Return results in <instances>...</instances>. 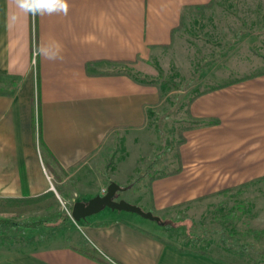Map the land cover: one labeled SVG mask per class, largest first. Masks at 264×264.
<instances>
[{
    "label": "crops",
    "instance_id": "obj_1",
    "mask_svg": "<svg viewBox=\"0 0 264 264\" xmlns=\"http://www.w3.org/2000/svg\"><path fill=\"white\" fill-rule=\"evenodd\" d=\"M213 1L0 0V76L16 80L0 91V196L54 190L50 174L57 183L77 179L108 137L143 125L161 93L136 77L137 62L167 48L183 20ZM217 84L190 101L193 122L181 131L175 168L148 177L135 195L145 210L160 215L264 178V69ZM95 213L79 219L78 233L71 230L74 243H56L54 232L18 242L4 254L6 264H107L82 245L111 264L232 261L177 247L161 234L170 227L163 222Z\"/></svg>",
    "mask_w": 264,
    "mask_h": 264
},
{
    "label": "rangeland",
    "instance_id": "obj_2",
    "mask_svg": "<svg viewBox=\"0 0 264 264\" xmlns=\"http://www.w3.org/2000/svg\"><path fill=\"white\" fill-rule=\"evenodd\" d=\"M261 69L264 0H214L198 9L191 19L183 20L169 46L155 52L147 62L138 61L133 71L136 77L160 90V103L147 111L140 127L108 137L96 150L94 166L88 173L62 183L50 174L58 201L49 209L30 210L21 216L7 214L16 220L38 215L50 217L51 221L38 228L0 232V264H6L4 254L14 251L18 242L52 232L56 233V243H74L71 230L78 233L80 221L72 219L70 206L75 200H87V192L100 183L120 181L123 189L116 190L113 198L136 204L135 195L143 190L141 185L148 177L175 168L181 131L193 122L186 109L188 99L220 81ZM15 81L0 76V91L13 89ZM153 158L157 162L148 175L146 166ZM95 214L158 224L135 212L109 207ZM65 215L68 220L59 224L57 218ZM158 216L170 226L161 234L177 247L204 249L237 264H264V178L194 199ZM248 228L263 232L256 236ZM64 232L69 237L62 238Z\"/></svg>",
    "mask_w": 264,
    "mask_h": 264
},
{
    "label": "trees",
    "instance_id": "obj_3",
    "mask_svg": "<svg viewBox=\"0 0 264 264\" xmlns=\"http://www.w3.org/2000/svg\"><path fill=\"white\" fill-rule=\"evenodd\" d=\"M223 84H216L214 86H211L207 89H213L215 87L221 86ZM206 89V90H207ZM205 90L199 91L192 95L188 99L187 103V111L189 107L190 101L199 93L203 92ZM39 147L42 155V158L45 156L43 153L45 152V146L44 143L41 140L40 137V131H39ZM183 138H180V141H182ZM81 162V159L74 162L73 164L69 165V168L76 167ZM157 159L153 158L150 164L146 166V174L150 175L152 171V167L154 164H156ZM148 172V173H147ZM57 197L54 192V190L49 189L45 192H42L37 195L32 196H0V232L2 231H9L12 229L20 228V229H33L38 228L44 225L47 221L50 222V217H42V216H36V215H26L22 216L19 219H13L12 217L8 216L7 214H14L16 216H21L22 214L30 211V210H36V209H49L52 205H54L57 202ZM60 217V216H58ZM68 216H62L60 218H57V221L59 224H64L68 220ZM164 224L169 226V222L167 220L161 219ZM47 224V223H46ZM248 232L252 233L253 235L258 236V233L263 232V230L258 228H248ZM80 248H82L85 253L89 254L91 257L102 261L107 264H111L109 261H107L103 256L98 254L96 251H90V248L86 247L85 245H82ZM90 252H89V251ZM228 264H237L236 262L230 261V260H224Z\"/></svg>",
    "mask_w": 264,
    "mask_h": 264
},
{
    "label": "water",
    "instance_id": "obj_4",
    "mask_svg": "<svg viewBox=\"0 0 264 264\" xmlns=\"http://www.w3.org/2000/svg\"><path fill=\"white\" fill-rule=\"evenodd\" d=\"M118 189H123L117 182L110 180L102 193H97L87 200H75L70 206V215L72 219L79 220L86 216L98 212L103 207H109L110 209L125 210L135 212L142 217L160 221V217L154 214L150 210L142 209L140 206L128 202L122 198L114 199L113 195Z\"/></svg>",
    "mask_w": 264,
    "mask_h": 264
},
{
    "label": "built area",
    "instance_id": "obj_5",
    "mask_svg": "<svg viewBox=\"0 0 264 264\" xmlns=\"http://www.w3.org/2000/svg\"><path fill=\"white\" fill-rule=\"evenodd\" d=\"M35 53H36V52H35V51H33V55H35ZM33 60H34V59H33ZM32 62H33V61H32ZM47 177H48V178H50V176H49V175H47ZM105 186H106V185H105ZM105 186H102V187H101V191H102V192L104 191V189H105ZM68 213L70 214V211H68Z\"/></svg>",
    "mask_w": 264,
    "mask_h": 264
}]
</instances>
